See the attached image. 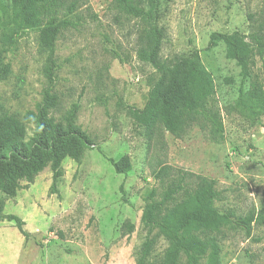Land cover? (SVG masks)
<instances>
[{"label": "rangeland", "instance_id": "1", "mask_svg": "<svg viewBox=\"0 0 264 264\" xmlns=\"http://www.w3.org/2000/svg\"><path fill=\"white\" fill-rule=\"evenodd\" d=\"M10 1L0 0V32L10 29ZM159 8L166 30L162 55L199 51L213 81L211 103L220 109L223 136L216 141L198 124L180 136L161 127L150 134L125 113L126 105L144 106L155 71L137 57V20L114 0H87L76 11V26L58 36L54 64L38 31L15 35L5 54L10 72L0 79V113L23 119L51 91L58 96L56 116L79 103L77 121L95 145L81 162L63 160L59 194L50 193V166L32 183L23 181L15 197L0 194L4 212L19 215L31 232L26 239L14 221H0V264H137L147 236L145 198L153 189L160 194L180 171L214 179L220 209L254 214L250 236L233 223L217 234L220 264H264V113L254 117L236 105L248 87L241 68L222 41L210 45L213 32L249 34L264 24V0H159ZM254 60L264 84V57ZM124 155L131 169L118 173L110 160ZM163 168L165 177L159 175ZM125 222L134 224L132 232L122 229ZM167 245L159 237L151 264ZM182 264L190 263L182 257Z\"/></svg>", "mask_w": 264, "mask_h": 264}, {"label": "trees", "instance_id": "2", "mask_svg": "<svg viewBox=\"0 0 264 264\" xmlns=\"http://www.w3.org/2000/svg\"><path fill=\"white\" fill-rule=\"evenodd\" d=\"M120 11L137 20L139 29L136 54L140 61L154 68L143 107L126 105L125 113L138 125L152 133L161 127L180 136L188 126L198 124L208 129L211 138L223 136L224 122L220 109L211 103L213 81L204 67L199 51L164 57L162 55L166 30L160 24L159 0H114ZM87 0H11L7 18L10 29L0 32V79L10 72L5 54L15 35L28 30L39 32L41 47L54 64L56 41L60 32L75 27L72 16ZM222 41L226 55L236 60L241 68L244 84L236 105L251 116L264 113V84L254 70L255 55L264 57V24L249 34L239 30L213 32L210 45ZM59 106L58 96L46 91L35 110H28L24 118L8 111L0 113V194L13 198L34 177L50 166L53 172L50 193L59 194L58 183L64 175L62 162L69 157L81 162L86 150L95 142L78 123L79 103L74 102L60 116L53 111ZM33 132H28V124ZM115 171L127 173L131 169L130 157L110 160ZM167 176V168L159 171ZM220 192L214 179L192 172L180 171L168 180L158 194L153 189L145 198L142 223L147 236L137 251V264H151V255L159 237L168 241L157 264H182V257L190 264H220L221 247L217 234L233 223L252 233L254 214L237 215L216 205ZM14 221V225L28 239L31 232L25 220L14 213H5L0 203V221ZM125 222L126 233L134 230ZM156 231L155 233H153Z\"/></svg>", "mask_w": 264, "mask_h": 264}]
</instances>
